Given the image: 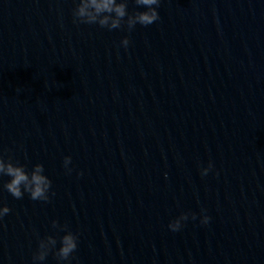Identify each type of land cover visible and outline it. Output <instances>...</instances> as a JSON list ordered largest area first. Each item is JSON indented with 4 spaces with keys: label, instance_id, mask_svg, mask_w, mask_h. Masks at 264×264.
<instances>
[{
    "label": "water",
    "instance_id": "1",
    "mask_svg": "<svg viewBox=\"0 0 264 264\" xmlns=\"http://www.w3.org/2000/svg\"><path fill=\"white\" fill-rule=\"evenodd\" d=\"M79 3L0 0V158L51 180L0 174V264H264V0H160L146 26L124 0L115 28Z\"/></svg>",
    "mask_w": 264,
    "mask_h": 264
},
{
    "label": "clouds",
    "instance_id": "2",
    "mask_svg": "<svg viewBox=\"0 0 264 264\" xmlns=\"http://www.w3.org/2000/svg\"><path fill=\"white\" fill-rule=\"evenodd\" d=\"M142 6V10L135 15L128 17V24L150 25L159 18L158 6L160 0H137ZM105 13L104 15H100ZM76 16L85 18L88 22L96 21L99 16L101 25H108L110 28L118 27L120 19L126 15V4L124 0H80L77 5ZM111 14V15H109ZM110 22V23H109ZM121 45L125 48L129 44L127 36L122 37ZM64 164L67 166L71 161V156H64ZM213 168L212 161L201 170V175L207 173ZM71 171V169H69ZM0 174L7 175L8 180L4 183V188L15 198L22 197L24 192H28L33 200L47 199V194L50 189L51 180L43 173L42 165L36 164L31 171H28L23 165L14 164L11 161L0 158ZM10 211L7 204H0V218ZM193 219L196 213L191 214ZM189 214L182 212L168 222V228L172 231H177L182 227L184 221L188 219ZM210 216L206 210L202 209L200 213L201 224H207ZM51 239V238H49ZM77 247V241L71 232L63 235L59 255L67 258ZM41 248H44V242H41ZM44 251L37 254L38 259L44 258Z\"/></svg>",
    "mask_w": 264,
    "mask_h": 264
}]
</instances>
